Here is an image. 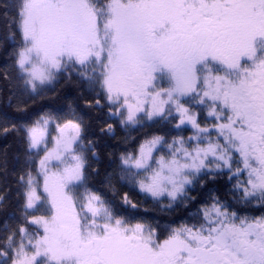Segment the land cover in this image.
I'll list each match as a JSON object with an SVG mask.
<instances>
[{
    "label": "snow or ice",
    "instance_id": "1",
    "mask_svg": "<svg viewBox=\"0 0 264 264\" xmlns=\"http://www.w3.org/2000/svg\"><path fill=\"white\" fill-rule=\"evenodd\" d=\"M0 264H264V0H0Z\"/></svg>",
    "mask_w": 264,
    "mask_h": 264
},
{
    "label": "trees",
    "instance_id": "2",
    "mask_svg": "<svg viewBox=\"0 0 264 264\" xmlns=\"http://www.w3.org/2000/svg\"><path fill=\"white\" fill-rule=\"evenodd\" d=\"M150 207V206H149Z\"/></svg>",
    "mask_w": 264,
    "mask_h": 264
}]
</instances>
